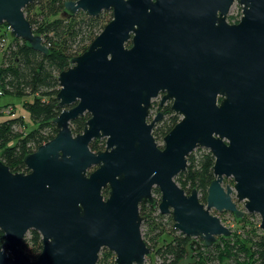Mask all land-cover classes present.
I'll return each mask as SVG.
<instances>
[{"label":"water","instance_id":"water-1","mask_svg":"<svg viewBox=\"0 0 264 264\" xmlns=\"http://www.w3.org/2000/svg\"><path fill=\"white\" fill-rule=\"evenodd\" d=\"M37 1L0 0V26L47 55L25 14ZM235 2L242 17L230 24ZM65 8L89 17L112 11L113 19L60 73L58 134L25 157L30 172L0 160V264H98L103 249L116 264H146L142 204L172 215L177 231L206 247L233 234L213 210L257 214L264 232V0H78ZM162 93L161 104L172 101L181 117L163 148L153 135L163 115L149 120ZM86 114L75 135L71 123ZM94 140L105 150L93 152ZM197 149L215 158L206 204L176 181ZM32 230L43 240L36 261L22 247Z\"/></svg>","mask_w":264,"mask_h":264},{"label":"trees","instance_id":"trees-1","mask_svg":"<svg viewBox=\"0 0 264 264\" xmlns=\"http://www.w3.org/2000/svg\"><path fill=\"white\" fill-rule=\"evenodd\" d=\"M68 1L78 0H38L25 9L35 34L42 36L50 50L47 55L33 50L25 41L12 37L7 24L0 26V93L30 98L31 101L26 99L28 101L24 103V108L29 112L30 121L36 125L31 128L25 117H12L0 122V160L14 173H29L25 157L57 136L58 128L54 120L63 111L58 107L57 99L61 90L59 75L72 66L73 58L82 55L113 19L112 11L103 12L98 17H89L84 12L71 15L65 8ZM160 111L164 118L153 129L157 143L181 120L171 110V105ZM153 115H157V112ZM89 119L90 115L86 114L72 122L73 133L83 134ZM23 128L27 130L26 134ZM90 147L96 153L104 151L106 141L94 140ZM214 165L212 153L198 149L190 154L186 172L180 174L176 181L187 194L197 190L200 201L206 204L209 187L215 179ZM104 195H109V189L104 190ZM153 195L155 202H161L159 189H155ZM140 213L144 241L153 251L146 264H181L187 261L192 239L174 228L173 216L163 215L158 208L144 204L140 207ZM5 238L0 230V247L3 249ZM22 247L29 258L36 261L43 250L41 235L37 231H30ZM201 247L203 257L196 259L194 264H221L224 259H229L231 264H252V260L253 264H264L263 232L239 239L236 244L228 240L223 247L217 244ZM98 264H116L114 254L103 249Z\"/></svg>","mask_w":264,"mask_h":264},{"label":"rangeland","instance_id":"rangeland-1","mask_svg":"<svg viewBox=\"0 0 264 264\" xmlns=\"http://www.w3.org/2000/svg\"><path fill=\"white\" fill-rule=\"evenodd\" d=\"M241 17H242V9L236 3L232 7L230 14L228 15V22L230 24H237L238 22H240ZM10 35L12 36V34ZM0 66H1V55H0ZM26 99L29 100L30 98H26ZM26 99H22L19 97H13L10 95H1L0 96V122H3L12 117H25V121L29 123L30 127L35 128L36 125L32 123V121H30L29 112L25 110L24 108V103L28 101ZM23 132L26 134L27 130L23 128ZM158 145L160 147H164V139L158 142ZM195 151H198V149ZM227 185L234 187V182H232L231 179H226V181L224 182V186H227ZM235 201L237 202L236 198H235ZM237 203H238L239 209L245 211L244 203L243 202H237ZM213 214L220 217V219L222 220V223L228 228H230L233 232L230 238L218 237L217 240H219V243L218 244L216 243V244L219 246H222V247L225 246L226 244H228V240H230L232 244H236L239 239L250 238L258 232H263L260 228L261 219H260V216L257 214L251 215V214L245 213V215L240 219L236 218L235 215L228 213V212L218 213L215 210H213ZM142 232H143V227H142ZM199 245H203V242L201 240H198L197 243H193V240H191L190 245H189V251H188V255H189L188 260L182 262L181 264H194L196 259L203 257L202 253H200L201 252L200 249L202 247ZM221 264H231V262L229 259H224V261ZM252 264H253V260H252Z\"/></svg>","mask_w":264,"mask_h":264},{"label":"flooded vegetation","instance_id":"flooded-vegetation-1","mask_svg":"<svg viewBox=\"0 0 264 264\" xmlns=\"http://www.w3.org/2000/svg\"><path fill=\"white\" fill-rule=\"evenodd\" d=\"M238 4V2H235L234 3V5L235 4ZM233 5V6H234ZM239 5V4H238ZM240 6V5H239ZM241 7V6H240ZM230 14V13H229ZM227 20H228V17H227ZM239 23V22H238ZM131 46V45H130ZM164 93H162L161 95H160V97L158 98V99H156V100H154L153 101V103H152V108H151V110H150V121H152L157 115H159V114H162L163 115V118H164V114L160 111V109L162 110V109H164V107L165 106H168V105H171V107H172V104H173V102L172 101H168V102H166L164 105H162L161 104V101H162V98L164 97ZM159 103V107L157 106V104ZM153 108H155V109H153ZM172 110V109H171ZM154 112H157V115H153L154 114ZM162 118V119H163ZM152 119V120H151ZM232 180V179H231ZM232 182H234L233 180H232ZM203 242V241H202Z\"/></svg>","mask_w":264,"mask_h":264},{"label":"built area","instance_id":"built-area-1","mask_svg":"<svg viewBox=\"0 0 264 264\" xmlns=\"http://www.w3.org/2000/svg\"><path fill=\"white\" fill-rule=\"evenodd\" d=\"M9 30H10V28H9ZM11 31V30H10ZM0 95H2L1 93H0Z\"/></svg>","mask_w":264,"mask_h":264}]
</instances>
